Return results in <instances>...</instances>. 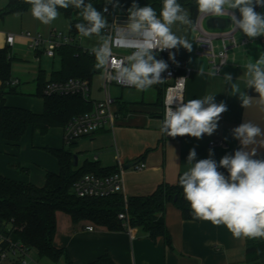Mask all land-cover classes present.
<instances>
[{
	"label": "crops",
	"instance_id": "1",
	"mask_svg": "<svg viewBox=\"0 0 264 264\" xmlns=\"http://www.w3.org/2000/svg\"><path fill=\"white\" fill-rule=\"evenodd\" d=\"M7 4L8 1L1 0L0 11ZM184 8L189 11L192 23L189 25L177 23L173 25V31L192 43V51L189 52L181 47L179 50L172 49V52L176 58L183 59L192 69V75L186 86L185 103L191 99L203 98L209 93H217L215 101L217 103L223 101L227 105L228 110L221 114L218 128L213 135L205 134L200 139L188 135L168 137L161 132L163 107L157 103L158 91L154 85L150 87L151 96L147 93L148 90L114 87L116 103L113 109L119 114L114 128H104L91 136L82 137L67 148L63 141L65 127L52 128L45 136L29 129L19 146L7 144L0 132V175L14 181L43 187L47 172H59L58 161L46 149L65 148L78 156V167L90 162L97 163L105 171L123 170L125 197L148 196L162 184L177 183L179 176L190 167L187 164V156L191 149L195 148L197 160L209 158L211 149L212 158L219 162L225 154H233L241 147L240 142L232 136L231 130L234 127L251 121L264 129V112L259 110L255 102L249 108L241 107L238 97L228 94L230 88L223 78L226 73L231 74L233 81L249 96L258 97L259 94L253 89H246L247 77L244 66L249 61L254 62L261 53H264V36L249 39L238 31L237 38L247 39L249 44L230 50L228 62L221 69L220 75L209 76L208 72L211 69L209 61L195 55L197 45L192 29V11L188 7ZM255 10L264 13V7ZM29 11L15 13L21 16L16 19L10 18V15L0 17V50L8 48L13 60L28 58L33 54L35 59L40 61L42 54L44 55L42 48L39 51L31 49V41L25 37V33L30 32L23 31L25 15ZM52 31L50 30L49 35ZM9 34L15 36L13 45L7 43ZM33 34L40 33L35 31ZM49 35L42 36L48 38ZM201 67L204 70L203 75L198 74ZM101 69L103 72V68ZM12 73V80L19 81V84L14 86L17 94L6 96V104L42 113L44 100L37 94L39 72L33 74L31 82L29 80L23 82V73L16 70ZM90 84L91 99L101 100L102 88L100 92L102 97L95 98L92 82ZM1 85L0 81V87ZM123 103L127 107L125 113L120 106ZM213 141H223L224 146H210ZM251 147L253 146H249L247 150ZM255 147L257 156L254 158H258L264 153V148L258 145ZM142 163L145 164V168L139 170L137 165ZM165 223L171 237V246H168L163 238L153 241L137 228L132 229L133 231L127 227L120 231H111L90 221L74 223L69 215L58 212L54 244L58 248L67 250L73 264H90L104 255H108L116 264H245L246 262L247 237L235 238L223 224L215 226L206 220H185L182 212L173 204L167 206ZM88 226H93L94 230L88 231ZM31 256L34 259L32 264H66L64 259L58 263L41 259L36 250L35 253L32 251ZM0 264L13 263L5 260L0 261Z\"/></svg>",
	"mask_w": 264,
	"mask_h": 264
},
{
	"label": "clouds",
	"instance_id": "2",
	"mask_svg": "<svg viewBox=\"0 0 264 264\" xmlns=\"http://www.w3.org/2000/svg\"><path fill=\"white\" fill-rule=\"evenodd\" d=\"M26 3L31 6L32 16L45 25L59 16L58 9L70 6L79 9L81 21L75 28L80 36L99 38L98 45L89 50L95 57V67L107 70L110 66L114 70L111 79L138 91L163 82L161 74L169 65L163 59H156L158 52L181 47L192 51V43L173 31V25L177 23H192L189 11L178 0H162L159 15L151 5L140 6L133 0L127 9V21L115 28V35L104 33L109 27L107 18L85 0H26ZM257 6L264 7V0H196L199 15L228 16L232 30H239L249 39L264 36V13L257 12ZM235 11L239 12V18ZM116 46L129 49L130 54L118 60L113 55ZM169 59L175 62L172 51H169ZM244 67L246 89H253L258 97L249 96L233 81L231 74L226 73L223 78L230 88L228 94L237 96L241 107L249 108L255 102L264 112V53ZM218 71L210 69L208 75L216 76ZM198 74H204L202 67ZM216 94L209 93L186 103L179 97L170 96L166 101L161 132L173 138L188 135L200 139L205 134L213 135L221 114L228 110L226 103L215 101ZM175 101L179 103L173 109ZM231 132L241 147L233 154H225L219 162L212 158L211 149L209 158L200 160L196 159L195 148L191 149L187 156L190 167L180 176L179 184L190 204L193 219L210 221L215 226L223 224L235 238H261L264 237V159L254 157L257 156L256 145L264 148V129L246 121ZM249 146L253 147L247 150ZM219 168L226 169L228 175Z\"/></svg>",
	"mask_w": 264,
	"mask_h": 264
},
{
	"label": "trees",
	"instance_id": "3",
	"mask_svg": "<svg viewBox=\"0 0 264 264\" xmlns=\"http://www.w3.org/2000/svg\"><path fill=\"white\" fill-rule=\"evenodd\" d=\"M1 1V0H0ZM8 4L0 11V17L15 13H25L31 9L26 0H7ZM92 3L103 13L105 0H85ZM120 8L127 13L133 0H119ZM140 6L151 5L159 15L162 0H136ZM188 7L192 15L197 9L196 0H178ZM69 21V33L79 37L75 24L81 21L79 9L69 7L58 9ZM238 16L240 15L236 11ZM128 14V13H127ZM95 36V35H93ZM53 60H59V67L50 72L46 81V71L40 69L38 76V96L44 100L42 113L11 107L6 104L7 95L17 94L11 85L12 60L8 48L0 50V132L7 144L19 146L29 129L42 136L52 128L65 127L75 117L92 111L93 103L77 95H45L48 82H66L70 79H83L92 82L102 69L95 67V57L83 50L79 44L63 45L56 49ZM158 91L157 103L163 107L165 87L161 83L154 85ZM126 112V104H121ZM59 165V172H47L43 187L31 183L14 181L0 175V231L12 241H21L35 249L41 259L58 263L64 259L73 264L68 252L54 244L57 233V213L69 215L74 223L90 221L111 231L123 230L126 226L139 229L153 241L163 238L171 246V237L165 223L167 206L173 204L185 220L193 219L189 202L184 198L179 178L175 185L162 184L148 196H130L114 194L105 198H80L75 194L74 186L86 175L110 176L116 171H105L97 163L87 162L81 167L74 166V153L65 148H47ZM258 158L264 159V153ZM225 176L228 172L219 168ZM126 215L120 219L119 215ZM17 264V263H15ZM90 264H116L108 255L100 257ZM245 264H264V237L249 238L246 242Z\"/></svg>",
	"mask_w": 264,
	"mask_h": 264
},
{
	"label": "built area",
	"instance_id": "4",
	"mask_svg": "<svg viewBox=\"0 0 264 264\" xmlns=\"http://www.w3.org/2000/svg\"><path fill=\"white\" fill-rule=\"evenodd\" d=\"M106 4L103 8V14L109 22V27L104 30L105 34L115 35V28L127 21L128 14L121 10L119 0H105ZM117 5V6H113ZM107 11L104 12V9ZM235 15L239 18L238 14ZM228 17V16H224ZM211 16L199 15L193 22L192 29L194 32V40L197 48L195 55L199 58H205L209 61L211 69H219L217 75H220L221 69L227 64L230 50L246 46L249 40L237 38V31H233L232 27L228 30H208L205 22ZM229 18V17H228ZM25 37L31 41V49L39 51L43 49V53L50 59L55 58V51L63 45L79 44L78 40L86 37H75L68 33L67 35L53 30L48 38H44L40 34L26 32ZM15 36L9 34L7 43L13 45ZM80 45V44H79ZM82 46V45H81ZM83 47V50L89 52L92 47ZM169 51L164 50L158 52L156 59H163L168 63L169 68L162 73L164 79L161 84L165 87L163 116L167 99L171 97H179L185 101V91L187 82L192 75V69L188 67L183 59L175 57V62L169 59ZM130 54L129 49L119 46L113 47V55L119 60ZM92 55V54H91ZM104 72V86L102 88L103 98L98 101L91 99V84L83 79H70L66 82H49L44 90L45 95H77L92 101V111L75 117L64 128L63 141L67 145H71L76 140L91 136L104 128H114L119 119V114L113 109L116 103V97L113 88L136 89L133 86H127L111 79L114 70L109 66ZM184 79L181 80L180 78ZM19 81H12L11 85L16 86ZM179 101H175L172 105L173 109L177 107ZM210 146H224L223 141H213ZM137 168L142 170L145 164H138ZM75 194L80 198H105L114 194L124 193L123 170L116 172L110 176L99 177L96 175H86L74 186ZM120 219H126V215H119ZM133 231L130 226H126ZM88 231H93V226L87 227ZM32 249L21 241H12L0 231V261L9 260L13 264H30L34 262L31 256Z\"/></svg>",
	"mask_w": 264,
	"mask_h": 264
},
{
	"label": "rangeland",
	"instance_id": "5",
	"mask_svg": "<svg viewBox=\"0 0 264 264\" xmlns=\"http://www.w3.org/2000/svg\"><path fill=\"white\" fill-rule=\"evenodd\" d=\"M5 2L7 0H4ZM29 13H31V10L27 13L26 19H25V28L23 29V31H30L32 33L38 32L41 35H43L44 37H47L49 35L50 30H56L58 32H62L64 34H68L69 33V21L68 19H66L62 14H59V16L53 20L50 24H43L41 23L39 20L32 18V14L30 15ZM14 17L19 18L21 17L19 14H14V15H10V18ZM79 44L84 46V47H94L97 46L99 43V38L96 36H92L91 38H83L82 40H78ZM31 53H33L31 51ZM54 64V65H53ZM59 60H53L48 58L47 56L42 54L41 60L38 61L35 59V57L30 56L28 58H14L13 60V64H12V71L16 70L18 72H20L22 74V80L23 82H31V78L32 76H34L33 74H37V72H39V69L42 68L44 70H46V81L50 80V72L53 69H57L59 67ZM13 74V73H12ZM20 77V76H19ZM26 80V81H25ZM92 86H93V97L95 98H101L102 97V93L101 92V88H103L104 86V74L103 72L97 74L92 81ZM115 88H113L114 90ZM147 93L149 94V96L152 95V88L147 89ZM47 139V138H46ZM66 148L68 147L67 144H65ZM50 157V156H49ZM33 253H35V250H32ZM7 262H10L9 260H7ZM32 264V263H31Z\"/></svg>",
	"mask_w": 264,
	"mask_h": 264
},
{
	"label": "water",
	"instance_id": "6",
	"mask_svg": "<svg viewBox=\"0 0 264 264\" xmlns=\"http://www.w3.org/2000/svg\"><path fill=\"white\" fill-rule=\"evenodd\" d=\"M262 6H257L256 9L260 10ZM199 12L196 10L193 14V22H195ZM231 25V20L228 17H211L206 20L205 27L208 30H228ZM74 166H78V156L74 155Z\"/></svg>",
	"mask_w": 264,
	"mask_h": 264
}]
</instances>
